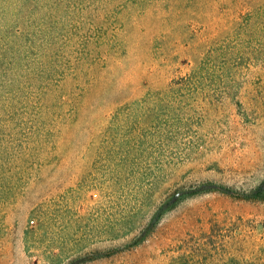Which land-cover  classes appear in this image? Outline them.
Masks as SVG:
<instances>
[{
  "label": "rangeland",
  "instance_id": "1",
  "mask_svg": "<svg viewBox=\"0 0 264 264\" xmlns=\"http://www.w3.org/2000/svg\"><path fill=\"white\" fill-rule=\"evenodd\" d=\"M184 254L264 264V0H0V264Z\"/></svg>",
  "mask_w": 264,
  "mask_h": 264
},
{
  "label": "trees",
  "instance_id": "2",
  "mask_svg": "<svg viewBox=\"0 0 264 264\" xmlns=\"http://www.w3.org/2000/svg\"><path fill=\"white\" fill-rule=\"evenodd\" d=\"M171 200H172L171 198L165 200L164 204L162 205V209H160V213L161 214L163 213V210L165 208L170 206ZM212 233H213V230H212ZM221 236L225 237V235H213V234L212 235H207L205 237L206 240L205 239H199V243H200V241H203V246L207 248V247H209L210 243L214 240V238H219ZM192 249H193V247H192L191 243L188 244L187 242H185V244L182 246V250H184L185 252H188V253H192L193 252ZM187 255L184 254V255L178 257L177 258L178 260H176V263L177 264H188L187 263V257H188Z\"/></svg>",
  "mask_w": 264,
  "mask_h": 264
}]
</instances>
